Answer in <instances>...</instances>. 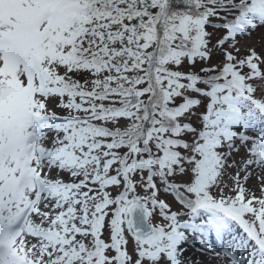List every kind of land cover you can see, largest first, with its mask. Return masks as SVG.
<instances>
[{
  "label": "snow or ice",
  "instance_id": "snow-or-ice-1",
  "mask_svg": "<svg viewBox=\"0 0 264 264\" xmlns=\"http://www.w3.org/2000/svg\"><path fill=\"white\" fill-rule=\"evenodd\" d=\"M0 264H264V0H0Z\"/></svg>",
  "mask_w": 264,
  "mask_h": 264
},
{
  "label": "rangeland",
  "instance_id": "rangeland-1",
  "mask_svg": "<svg viewBox=\"0 0 264 264\" xmlns=\"http://www.w3.org/2000/svg\"><path fill=\"white\" fill-rule=\"evenodd\" d=\"M254 43L256 44L257 49L259 50V46H260V38H259L258 36L255 38ZM255 183H256L255 180H253V181L251 182L252 185H255Z\"/></svg>",
  "mask_w": 264,
  "mask_h": 264
}]
</instances>
